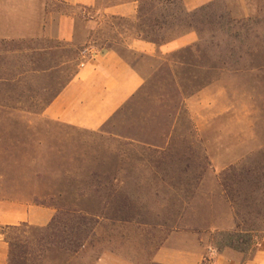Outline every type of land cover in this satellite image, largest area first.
<instances>
[{
  "label": "rangeland",
  "instance_id": "obj_1",
  "mask_svg": "<svg viewBox=\"0 0 264 264\" xmlns=\"http://www.w3.org/2000/svg\"><path fill=\"white\" fill-rule=\"evenodd\" d=\"M121 1L22 0L0 20V34H22L0 37V201L56 211L46 228L3 231L9 264H155L164 247L247 260L264 238V0L204 6L199 53L155 58L127 43L141 23L180 32L181 0L153 11L141 0V21L104 14ZM65 14L76 17L74 41L45 35ZM89 46L116 48L146 79L96 132L42 116Z\"/></svg>",
  "mask_w": 264,
  "mask_h": 264
},
{
  "label": "crops",
  "instance_id": "obj_2",
  "mask_svg": "<svg viewBox=\"0 0 264 264\" xmlns=\"http://www.w3.org/2000/svg\"><path fill=\"white\" fill-rule=\"evenodd\" d=\"M60 1L65 5L83 9L95 8L98 3V0ZM215 1L217 0H181L189 12ZM21 5L22 0H0V20L5 19L7 13L16 14V10L20 12ZM140 9L141 0H125L106 6L104 14L137 20ZM76 24L75 15H61L56 23L51 20L46 25L44 33L62 42H72L76 36ZM21 35L18 32L10 34L9 37L0 34V37L12 39ZM197 40L196 32H188L163 44L135 37L127 43V50L155 58L191 47ZM83 58L75 77L44 110L42 116L64 128L96 132L109 124L123 107L141 92L146 79L135 64L116 48L89 46L84 51ZM55 212L52 208L25 202L0 201V264H9L10 260V248L3 231L21 226L46 228L53 222ZM213 257L214 264H264V238L247 260L234 251L217 253ZM204 260L205 255L197 247H164L153 258L155 264H203ZM103 263L104 261L100 264Z\"/></svg>",
  "mask_w": 264,
  "mask_h": 264
},
{
  "label": "trees",
  "instance_id": "obj_3",
  "mask_svg": "<svg viewBox=\"0 0 264 264\" xmlns=\"http://www.w3.org/2000/svg\"><path fill=\"white\" fill-rule=\"evenodd\" d=\"M171 1H173V0H150L149 1L150 2L149 5H151L150 10L153 11V9L156 8V5L164 6L165 2L169 3ZM114 3H118V2H114ZM114 3H112V4H114ZM204 9L205 8L202 7L200 9H198V10L189 12V11H187L184 8L182 10V12L180 13V16H179V18L177 20L178 21L177 25L181 28V30L176 35H174L173 37H167L165 35H158L157 33L153 32L150 29L151 26H148L149 29H147L145 27L146 25L144 23H141V24H139L136 27V38L143 39V40L155 43V44H163V43L169 42L171 40L177 39V38L183 36L184 34H186L188 32H196L200 36V40H201V43H202V41H204V38H205L204 37V29L199 25L202 22H200L199 24L197 22L200 19H202V16L200 14L203 13ZM149 11L147 13H149ZM145 14H143V9L141 8L137 20L141 21L142 17ZM200 47H201V44H198L196 46L188 47V48H186L183 51L189 53L190 55H195L196 53H199ZM229 60H230V62H232V58L231 57H230ZM22 67H23V65H22ZM42 70L43 69L40 68V69H34L33 71H38L39 72V71H42ZM27 71L29 72V70H27ZM25 72L26 71H23V73H25ZM76 73H75V75H76ZM75 75L72 76L69 79L68 82H66L64 84H61L60 88L58 89V91L50 99H48L47 101H43L44 110L55 100V98H57V96L67 86V84L75 77ZM11 229H16V228H11ZM227 248L235 250V251H241V253H244V251L239 250V248H236L233 244L227 245ZM217 250L219 252H222V250L219 249L218 247H217ZM78 252L76 253V255H78ZM203 264H214V262L208 260L207 258H205Z\"/></svg>",
  "mask_w": 264,
  "mask_h": 264
}]
</instances>
